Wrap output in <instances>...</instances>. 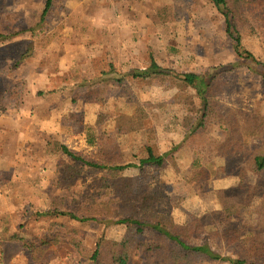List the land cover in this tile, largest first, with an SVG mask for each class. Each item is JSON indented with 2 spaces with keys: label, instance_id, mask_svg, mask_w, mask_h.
<instances>
[{
  "label": "rangeland",
  "instance_id": "374dc122",
  "mask_svg": "<svg viewBox=\"0 0 264 264\" xmlns=\"http://www.w3.org/2000/svg\"><path fill=\"white\" fill-rule=\"evenodd\" d=\"M45 3L0 0V264H88L102 236L124 235V224L112 219L38 215L69 194L56 185L59 162L68 158L62 144L85 156L106 148L119 163H137L121 172L132 192L155 193L160 211L178 224L219 208L214 189L235 186L246 157L211 158L209 177L193 179L200 150L216 148L226 131L214 120L199 130L200 95L176 73L216 78L212 101L264 122V68L234 51L222 7L213 0H52L43 14ZM236 13L243 46L264 61V0H242ZM151 57L161 73L130 74ZM262 147L255 137L252 153ZM148 148L165 163L139 166ZM103 172L84 170L78 188L91 191ZM249 176L264 184V172ZM263 204L256 194L236 224L254 230ZM152 253L133 249L130 264H161ZM194 264L228 263L200 257Z\"/></svg>",
  "mask_w": 264,
  "mask_h": 264
},
{
  "label": "trees",
  "instance_id": "16d2710c",
  "mask_svg": "<svg viewBox=\"0 0 264 264\" xmlns=\"http://www.w3.org/2000/svg\"><path fill=\"white\" fill-rule=\"evenodd\" d=\"M242 0H213L225 12L226 33L231 38L233 49L244 60H251L258 67L264 68V61L259 60L242 44L241 35L234 23V18ZM52 0H46L43 14L49 9ZM6 35V33H3ZM163 69L154 58L145 69L131 71L135 78H147L161 73ZM176 76L193 87L202 100L203 114L198 128L205 129L214 120L226 131L224 139L216 148H204L203 162L193 179L196 181L209 177L206 167L211 158L226 157V154L244 153L246 159L240 167L238 181L231 188H215L214 194L219 208L205 211L198 216H190L178 224L171 214L163 213L157 206V196L152 191L134 194L131 180L121 175L137 163H119L113 151L101 148L102 155L85 156L62 144L61 151L67 159H61L57 167L56 185L69 193L60 199H54L48 211L39 212V216L61 214L78 221L112 219L117 224H124L125 232L120 240L102 236L95 251L88 256V264H130L131 251L135 249L145 257V252L152 251L161 264H194L197 258L226 261L228 264H264V210L254 230H248L236 224L242 208L247 207L251 199L261 192L264 184L252 181L250 174L264 172V149L252 153L250 148L255 137L264 139V122L252 121L239 117L237 109L220 108L218 100L212 101L211 92L216 78L207 79L200 73H176ZM264 78V77H263ZM136 113H143L139 103ZM212 114L214 119H212ZM245 123H241V120ZM139 121V120H138ZM137 129V128H133ZM130 130V129H126ZM96 139L97 137L94 136ZM115 148L116 147H112ZM264 148V147H262ZM146 157L139 160L144 164L162 165L164 155H156L148 148ZM114 153V156H113ZM198 161H195V164ZM103 172L94 183L91 191L83 192L78 188L77 179L83 171ZM69 198L68 203L65 200ZM264 208V204L263 207ZM79 253L85 255L80 242H75ZM143 264H147L146 261Z\"/></svg>",
  "mask_w": 264,
  "mask_h": 264
},
{
  "label": "crops",
  "instance_id": "0c3cea01",
  "mask_svg": "<svg viewBox=\"0 0 264 264\" xmlns=\"http://www.w3.org/2000/svg\"><path fill=\"white\" fill-rule=\"evenodd\" d=\"M149 3V2H148ZM148 4H146V7L143 8V10H148ZM144 13H147V11H144Z\"/></svg>",
  "mask_w": 264,
  "mask_h": 264
}]
</instances>
